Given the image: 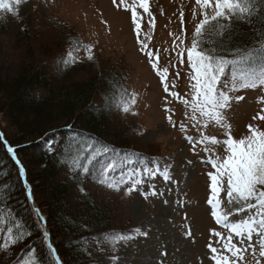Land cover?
Returning a JSON list of instances; mask_svg holds the SVG:
<instances>
[{
    "label": "rangeland",
    "instance_id": "obj_1",
    "mask_svg": "<svg viewBox=\"0 0 264 264\" xmlns=\"http://www.w3.org/2000/svg\"><path fill=\"white\" fill-rule=\"evenodd\" d=\"M144 2L145 0H124L121 4V0H116V5H119L117 7L113 0H29L19 7L17 17L8 13L0 14V74L10 77L27 64H34L45 70L53 82L67 84L83 77L76 67L80 61L87 59L86 47L94 50L93 56L101 59L112 57L113 61L127 69L136 102L127 113L126 121L111 115L112 121L121 122V126L113 122L110 125L114 132L125 134L135 142V149L163 158V163L170 164L171 180L168 183L161 177L145 180L144 186H137L138 190L130 195L126 194V189L130 187L127 184L119 191L102 185L90 186L89 191L107 198L114 206L112 208L117 210L114 226L121 231L118 235L140 230L136 233V239L116 243L115 250L113 247L103 248L102 252L96 247L92 249L95 253L99 252L95 254L92 264H212L207 259L210 255L209 241L213 247H222L212 233L219 232L227 238L228 231L217 225L211 215L212 210L207 203L211 196L208 173L213 169L211 165L201 161L212 155L209 153L206 156V147L212 148L216 157L223 158L225 152L223 145H197V154L194 155L192 146L185 137L199 138L203 132L210 138L224 140L227 138L226 130L214 124H210L207 129L198 130L193 127L192 122L185 119V106L170 97L161 82V76L167 71L168 90L178 92L184 99H191L187 52L185 51L184 66L181 67L179 57L174 54L178 49L173 44L175 38L180 37L184 40L185 50L191 46L196 26L203 18L201 9L196 0H147L149 15L139 7ZM133 8L143 17L140 22V40L147 45V51L153 57L159 50L158 70L161 75H157L151 66L156 60L150 62L137 43L132 21ZM207 11L211 14V9ZM152 17L155 18L154 28L149 26ZM1 19H4L5 24H1ZM23 30L27 38L24 36L25 39L19 41L17 33ZM175 43L179 45V40H175ZM69 53L79 62L62 68V62ZM177 72L180 74L179 78ZM173 83L175 88L172 87ZM37 93L43 96L46 91L41 88ZM230 95L244 97L239 103L233 102L224 113L227 124L231 126V136L235 140L247 137L248 125L264 131V121L253 120V117L264 115V111H261L264 103L257 102L264 100V89H245ZM165 109L169 111L166 112ZM132 112L137 115H132ZM170 116L172 124L169 123ZM173 124L176 126L173 127ZM0 125L8 136L14 132L9 129L3 115H0ZM136 156L142 157L141 154ZM153 184L158 195L145 200L141 193L148 192L149 186ZM75 194L71 191L69 199H74ZM122 195H126V198L121 197ZM220 199L221 210L231 216L230 222L247 216V213L232 216L231 213L237 206L232 205L230 208L223 194ZM177 200L183 206L177 204ZM189 228L192 235L186 238ZM3 239L4 232L0 231V242ZM255 239L254 237L253 243ZM232 242L236 243V239L233 238ZM258 253V247L256 257L245 253L244 264H256L257 259L260 264H264V258H259ZM221 255L229 254L223 252ZM8 263L9 256L4 249H0V264Z\"/></svg>",
    "mask_w": 264,
    "mask_h": 264
},
{
    "label": "trees",
    "instance_id": "obj_2",
    "mask_svg": "<svg viewBox=\"0 0 264 264\" xmlns=\"http://www.w3.org/2000/svg\"><path fill=\"white\" fill-rule=\"evenodd\" d=\"M17 34L19 41L27 38L25 30ZM258 41L264 42V5L249 22L233 21L218 42L227 52L254 48ZM112 59L94 56L92 61H80L76 68L83 77L67 84L53 82L34 64H27L10 77L0 74V115L14 130L8 136L0 125V185L7 186L3 190L6 196L0 192V225L15 233L14 222L22 223L25 233L22 242L4 249L8 264H24L30 257L38 258V264H55L49 244L62 264H92L96 253L113 247L108 239L98 238H111L121 232L114 226L118 213L112 203L89 191L91 185L99 184L69 166L70 154H84L85 146L94 141L97 147L108 146L130 156L140 153L146 158L155 157L135 149V142L114 132L110 125L113 122L121 126V122L112 121L111 115L124 121L128 117L110 108L117 93L125 100L133 94L129 71ZM41 88L46 91L43 96L37 93ZM9 147L16 149L33 201ZM97 166H102L101 162ZM71 191L76 193L75 200L69 199ZM36 208L46 219L45 228L38 223L41 217L33 211ZM95 247L100 251H92Z\"/></svg>",
    "mask_w": 264,
    "mask_h": 264
},
{
    "label": "snow or ice",
    "instance_id": "obj_3",
    "mask_svg": "<svg viewBox=\"0 0 264 264\" xmlns=\"http://www.w3.org/2000/svg\"><path fill=\"white\" fill-rule=\"evenodd\" d=\"M29 0H0V14L8 13L13 17L19 15V7L22 4H27ZM124 0H121V4ZM116 5V0H113ZM196 4L201 9L202 20L196 26L192 37L191 46L184 49V40L176 37L179 40V45L175 43L173 47L177 48L174 54L179 57L180 66H184L185 51L187 52V63L190 71L187 73L190 79L191 99H184L178 92L168 90L167 76L169 73L165 71L161 76V82L164 84V91L177 102L182 103L187 109L185 119L192 122L193 127L207 129L210 124L222 127L226 130L227 138L218 140L210 138L200 133L199 138L186 136V141L192 146L193 154L196 153V146H217L223 145L225 156L223 158L216 157L212 148H204L207 159L201 163L211 165L212 172L208 173L210 181V192L207 203L212 212L217 225L227 229V238L221 236L219 232H213L212 235L217 237V243L221 244V248L212 246L209 241L208 251L210 255L207 259L212 264H244L245 253H250L251 256H257V247L259 248V258H264V131L253 125L247 126L249 135L240 140H235L231 136V126L227 124L224 113L230 109L233 102L239 103L244 99L243 96L235 97L230 93L239 92L245 89L255 90L257 88L264 89V42L258 41L257 45L251 49H233L225 52L219 40H222L228 28L233 21L249 22L254 15H258L261 10V5H264V0H196ZM119 7V5H116ZM145 13L149 12L147 0L139 5ZM211 9V14L207 11ZM125 10H128L127 8ZM132 21L135 25L134 31L137 35V43L140 44L142 52L148 56L149 61L153 59L156 63H152L153 70L157 75H161L158 70L159 50L153 57L151 52L147 51V45L140 40L142 16H139L133 8ZM195 19V15L193 16ZM182 31L183 30V13L180 16ZM150 27H155V18L149 21ZM171 35V34H170ZM186 35V32H185ZM218 49H220L218 51ZM94 50L91 47H86L87 59L92 61ZM71 53L62 62V68L71 67L74 63H78ZM179 78V72H177ZM175 88V83L172 85ZM126 91V90H125ZM187 95V94H185ZM130 99L125 100L119 93L116 98L110 103V108L118 109L122 114L130 112L131 107L135 105V94L129 93ZM264 103V100L257 101ZM167 103V101H166ZM169 111V109H165ZM264 111V109H261ZM132 115L137 113L132 112ZM169 123L172 124L171 116L168 117ZM264 121V115L253 117V120ZM176 125L173 124V127ZM181 128L187 131L183 125ZM3 134L0 133V140ZM9 153L15 156L16 149L9 147ZM110 157V158H109ZM119 157V159H117ZM108 158V159H104ZM70 168L78 172L80 175L94 178V182L109 188L110 190L119 191L124 185H130L126 189V194L130 195L137 191V186L143 187L145 180H155L161 177L165 183L171 180L170 164H165L157 158H153L152 165L142 157L130 156L112 149L108 146L97 147V142L85 146V153L78 157L70 154ZM97 162H101L102 166H97ZM16 163L19 165V161ZM188 163H191L190 161ZM26 175V174H25ZM6 185H0V192L6 188ZM150 190L146 193H141L143 198L147 200L150 196L158 195L155 190V185H150ZM6 196L7 193L3 192ZM224 195L228 206L236 205L232 216H241L247 213L243 219L236 222H230L231 216L221 210L222 201L221 195ZM163 195V193H159ZM165 203H167L165 201ZM177 204L183 206L182 202L177 200ZM36 216H40L39 210H33ZM19 218L16 217L15 220ZM187 219V217H185ZM38 223L47 222L42 216ZM22 223H15V233L11 228L5 230L0 225V231L4 232V240L0 242V249L14 247L16 243L22 242L25 238V233L22 230ZM187 227V226H185ZM121 233L118 236L111 238H98L99 240L108 239L113 250L115 244L125 240L136 239V233ZM31 235L30 231L27 233ZM45 237L47 234L44 233ZM192 235L191 229H188L186 238ZM255 243H253V238ZM233 238L236 243H233ZM239 245V246H237ZM50 251L55 257V264H62L59 260V255L56 249L49 244ZM227 252L229 255H221ZM166 255V253L164 254ZM24 264H38V258L30 257L24 261ZM256 264H260L257 259Z\"/></svg>",
    "mask_w": 264,
    "mask_h": 264
},
{
    "label": "bare ground",
    "instance_id": "obj_4",
    "mask_svg": "<svg viewBox=\"0 0 264 264\" xmlns=\"http://www.w3.org/2000/svg\"><path fill=\"white\" fill-rule=\"evenodd\" d=\"M14 158H16V153H15V156H13ZM21 173H22V177L24 178L25 176L23 175V172L21 171ZM24 182H25V185H26V187H27V185H28V182H27V180L24 178ZM116 210V209H115Z\"/></svg>",
    "mask_w": 264,
    "mask_h": 264
}]
</instances>
